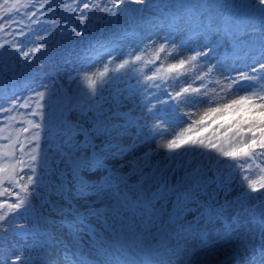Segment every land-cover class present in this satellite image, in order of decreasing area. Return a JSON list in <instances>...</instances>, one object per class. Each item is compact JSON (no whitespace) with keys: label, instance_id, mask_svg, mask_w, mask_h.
I'll return each instance as SVG.
<instances>
[{"label":"rangeland","instance_id":"1","mask_svg":"<svg viewBox=\"0 0 264 264\" xmlns=\"http://www.w3.org/2000/svg\"><path fill=\"white\" fill-rule=\"evenodd\" d=\"M251 2L146 0L143 7H125L113 15L101 10L111 8L112 0H21L23 6L13 13L0 14V24L4 25L0 28V108H12L11 112H0V154H12L3 155L5 163L23 161L17 165V172L24 182L28 176L34 181V185H30V206L26 211L19 210V215L12 214L9 230L0 232V261L7 251H17L23 244L11 235L12 227L32 223L48 228L51 243H44L41 251L50 256L48 264H75L77 261L79 264H97L108 258L114 261V252H120L128 261H139L141 247L159 237L165 229L179 232V228L167 222L174 198L157 202L152 196L158 187L155 178L159 177L167 179L165 188H171L179 181L182 188H191L195 193V198L187 202L184 213L189 219L199 208L201 212L213 210L223 216L222 222H227L243 213L250 202L264 201V189L262 194H250L243 180L248 165L230 160L222 163V158L204 149L184 147L168 152L160 147L182 132L191 120L199 118L209 106L199 103L205 99V94L212 101L223 98L221 102L244 95L243 89L248 82L239 80L237 73L251 74L249 67H257V61L264 63L263 47L254 48L256 44L264 46V34L250 36L244 32H226L221 24L227 6L233 10L235 18L264 29V19L259 11L247 7ZM85 3L89 5L88 9L76 6ZM65 5H71V9ZM126 27H136L138 32L121 35ZM109 41H115L114 45L108 51L100 52L101 46ZM237 43L239 49H235ZM251 44L253 48H250ZM14 45H20L28 56H23ZM160 45H165L167 51L158 52ZM205 48L210 49L206 59L198 57L196 62L186 64L184 68L167 71L168 66L179 58L187 59L193 52H203ZM109 56L115 63L109 61ZM125 59L129 64L116 68ZM104 65L109 67L111 79H106L95 103L112 107L120 114L117 122L122 126L123 134L114 141L116 147L111 151L115 155L109 163L124 167L111 175L102 173L99 178H94L95 193L79 192L76 180L63 163L61 138L54 134V125L65 107L82 104L87 108L93 103L81 91H87L83 72L93 73ZM209 65L213 68L211 73L207 71ZM51 72H56L58 78ZM22 77H29L32 84L18 93L8 89ZM233 80L238 81L241 90L229 88ZM42 84L48 86V100L42 110L40 139L33 141L31 136L35 129L27 121H39L40 118L30 115L31 107L21 105L34 101L33 93L44 91L39 87ZM184 87L199 89V92L190 91L186 95L194 100L177 106V101L169 99L168 94L174 97ZM12 99H17L15 105L11 104ZM237 118L235 113L226 116L227 120ZM157 121L162 122L161 126L154 128ZM219 122L217 119L213 128ZM24 127L29 131L23 132ZM213 128L204 135L210 134ZM34 147L37 148V159L33 162L30 156ZM33 165L35 173L31 171ZM258 175L253 171L249 178L255 180ZM121 181H124L122 186L119 185ZM4 187H8L7 182ZM12 191L19 189L13 186ZM142 199L151 202V207H137L135 202ZM0 200L15 202V197L5 193L0 195ZM103 204L112 210L97 219V228L93 231L82 225L67 227L57 222L59 217L73 215L89 205ZM200 223L205 225L208 233L216 236L223 230L219 224V228L213 230L212 223L206 224L205 220ZM56 240L60 243H55ZM223 248L216 244L206 251L212 255ZM85 254L93 260L85 261Z\"/></svg>","mask_w":264,"mask_h":264},{"label":"snow or ice","instance_id":"2","mask_svg":"<svg viewBox=\"0 0 264 264\" xmlns=\"http://www.w3.org/2000/svg\"><path fill=\"white\" fill-rule=\"evenodd\" d=\"M146 0H112V7L101 9L102 11H110L113 15L118 14L119 10L125 7L140 6L143 7ZM21 0H3L0 3V14L13 13V10L21 7ZM88 9V4L76 5ZM99 8V5H94ZM66 8L71 9V5H65ZM249 9L258 10L261 18L264 19V0H252L247 5ZM84 17L81 16V19ZM4 25L0 24V28ZM212 26L209 25V31ZM23 35V33H19ZM167 43V40H166ZM14 47L21 52L25 57L28 52H24L20 45ZM175 47V46H174ZM34 52L36 49H30ZM165 45H160L158 52H166ZM210 49L205 48L203 52H193L187 59L179 58L176 63L170 64L167 71L172 72L176 69L184 68L186 64L196 62L198 57L207 58ZM179 56V53H176ZM175 59V57H169ZM135 59L139 60V57ZM109 61L115 63L113 58L109 56ZM257 67H249V73L238 72V79L244 80L247 87L243 89L244 95H237L233 99H228L226 102H221L223 98H218L215 101L207 99L200 100L199 103H207L209 106L200 113L198 119L191 120L187 127L179 134L171 139H168L164 144L160 145L168 152H174L182 147L191 149H204L209 153H215L217 158H222L221 162L232 161L234 163H243L248 165V169L244 172L243 180L246 181L248 189L256 193L258 188L264 189V63L256 62ZM129 64V60L125 59L116 68H123ZM208 73L213 71L211 65L207 67ZM109 67L104 65L101 69L88 73L83 72V82L87 87V91L82 94L85 95L89 101L87 108L82 104H75L72 107H65L58 116V122L54 125V134H58L61 138V153L65 158L63 163L67 172H69L78 185V191L85 190L95 193L94 178H99L102 173L111 175L119 168H123V164L112 166L109 161L114 157L115 153L111 151L116 147L114 141L122 134V126L117 122L119 113L112 107L105 108L99 103H95V97L102 90V86L106 83V79H111L108 76ZM150 79V78H149ZM236 87L233 88L232 86ZM44 91L34 92L36 99L32 102L25 103L21 107H31L30 115L34 118L39 117V121L32 119L27 121L28 125L35 129L31 136V140L39 141L40 130L42 128V120L44 112L42 111L47 105V85H39ZM232 91H238L240 85L237 80H233L229 85ZM190 91L199 92V89H191L190 87L181 88L169 99L177 101V106L183 103H189L194 100L193 97L186 95ZM224 91V89H222ZM227 95V93H226ZM155 99V97H153ZM43 102V103H42ZM17 99H12L11 104L15 105ZM12 108H0V112H11ZM79 113V115H77ZM229 113H235L239 118L235 120H227L226 116ZM12 119L11 117H8ZM217 119L220 120L216 127L212 129L207 136L202 135L211 123H215ZM208 122V123H206ZM161 121L153 126L154 128L161 126ZM18 130V135H19ZM23 132H28L29 128L24 127ZM14 143V141H11ZM20 148H24L23 142L20 143ZM37 148L32 149L33 155L30 156L31 161H36L37 156L35 152ZM3 155L11 156V153L0 154V195L5 193L15 197V202L8 200H0V232H7L9 224L12 220V214L19 215V210H27L31 204V189L30 185H34L32 176L27 177V182L17 172V165L22 164L23 161L17 160L15 163L3 162ZM31 171L35 173V166H31ZM258 172L257 179L249 178L253 172ZM158 187L152 192L154 198L165 199L163 189H165L168 181L165 177L155 178ZM7 182L8 187L4 184ZM143 183V182H142ZM16 187L19 191H12ZM152 187L151 184L148 185ZM175 195L176 199L172 201L174 205V215L170 223L179 228V232L168 231L160 233L156 245L150 246L158 248L161 251H155L151 255L146 254L142 260L136 261H121L116 259H104L98 261L97 264H217L215 260H210V252L206 251L212 249L217 241L210 240L205 225L200 223L205 220L207 223L219 224L223 229L221 240L228 245V253L237 257L242 251L250 249L251 259L248 264H264V217H262L259 226V243H251L256 239L255 230L251 227L241 224H235L232 221L222 222L223 216L219 213L213 214L209 209L207 212H201L199 208L195 210L197 214H192L191 219L184 215L187 202L195 198V193L191 188H182V185L177 181L176 185L167 189V195ZM159 199L157 202H159ZM103 202L102 200L100 201ZM119 212V208L116 209ZM238 218H234L237 220ZM243 229V234H241ZM235 233V236H233ZM251 234V235H249ZM229 239H225V238ZM59 244L60 241L56 240ZM218 251V250H217ZM259 257H256V253ZM35 257L31 255H24L23 246L17 251H7L3 261L0 264H34ZM42 264H48L43 261ZM79 264V262H75Z\"/></svg>","mask_w":264,"mask_h":264},{"label":"bare ground","instance_id":"3","mask_svg":"<svg viewBox=\"0 0 264 264\" xmlns=\"http://www.w3.org/2000/svg\"><path fill=\"white\" fill-rule=\"evenodd\" d=\"M230 18H232V16H230ZM237 22L238 21H235L234 23H231V28L232 27H235L238 24ZM256 34H258V35L264 34V29L262 27L259 28L258 31L256 32ZM123 183H124V181L123 182H120L119 184L122 185ZM215 226L216 227L213 228L214 230H216L218 228V223L215 224ZM13 237H18V236L13 235ZM28 241H31V240H28ZM42 242L43 241H41V243ZM223 243H224L223 241L220 242V243H217L218 246H223L224 248L222 250H220V251H215L214 253H212V255L209 256V259L210 260L218 261L222 256L229 254L228 251H227L228 245L226 243H224V244ZM35 252H37V251H35ZM240 257H241L240 258L241 260H243V259H249L251 257L250 256V250H248V251H242L241 254H240Z\"/></svg>","mask_w":264,"mask_h":264},{"label":"water","instance_id":"4","mask_svg":"<svg viewBox=\"0 0 264 264\" xmlns=\"http://www.w3.org/2000/svg\"><path fill=\"white\" fill-rule=\"evenodd\" d=\"M238 258L239 256L237 257L229 256L225 258L223 261H221L219 264H237Z\"/></svg>","mask_w":264,"mask_h":264}]
</instances>
